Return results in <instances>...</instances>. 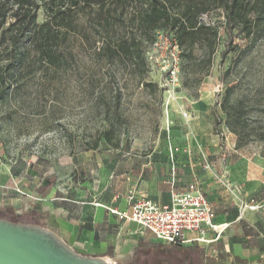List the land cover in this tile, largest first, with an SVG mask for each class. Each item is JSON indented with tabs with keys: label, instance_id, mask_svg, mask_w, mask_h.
<instances>
[{
	"label": "rangeland",
	"instance_id": "rangeland-1",
	"mask_svg": "<svg viewBox=\"0 0 264 264\" xmlns=\"http://www.w3.org/2000/svg\"><path fill=\"white\" fill-rule=\"evenodd\" d=\"M44 18L45 9L40 8L37 21ZM202 20L217 26L218 44L209 73L195 85L185 84L191 74L185 73L181 66L174 80L168 77L165 68L170 56L167 63L164 49L153 60L145 55L147 71L142 77L120 66L108 67L95 61L90 46L67 70L55 74L49 68L47 73H37L0 101V167L41 157L63 161L87 149L95 150L106 160L124 154H136L144 159L153 150L154 156L161 159L171 140L179 168L198 172L215 148L210 144L212 138L218 136L219 145L224 143L221 128H225V115L218 101L225 89H231L229 101L236 102L241 97L260 96L264 82V31L247 37L238 28L233 29L232 49L222 55L229 39L223 10L205 15ZM199 53L196 49L195 54ZM112 71L115 75H110ZM175 96L182 98V109L173 115L171 102ZM200 98L206 102L205 108L208 107V112L199 116L204 131L189 142L186 133L194 117L191 109ZM114 110L118 113H113ZM184 112L188 113L186 117ZM106 118L122 123L120 132L110 142L104 135V130L110 128ZM179 154L184 158L180 159ZM108 168L112 171L113 164ZM124 264L200 262L192 250L154 237L151 243L137 248L131 260Z\"/></svg>",
	"mask_w": 264,
	"mask_h": 264
},
{
	"label": "crops",
	"instance_id": "crops-1",
	"mask_svg": "<svg viewBox=\"0 0 264 264\" xmlns=\"http://www.w3.org/2000/svg\"><path fill=\"white\" fill-rule=\"evenodd\" d=\"M180 99L175 96L171 102L173 115L182 109ZM205 105L201 98L192 105L189 142L203 135L199 116L208 112ZM221 134L224 143L219 145L218 136L212 138L215 148L198 172L179 168L171 140L161 159L153 150L144 159L124 154L106 160L87 149L63 161L41 157L1 166L0 217L45 227L82 255L124 264L154 237L110 209L129 210L131 194L169 204L174 193L194 181L212 206L215 222L228 227L213 242L179 248L192 250L200 264H264V143L252 141L236 148L235 134L224 127ZM107 164H113L112 171ZM107 173L109 178H104Z\"/></svg>",
	"mask_w": 264,
	"mask_h": 264
},
{
	"label": "trees",
	"instance_id": "trees-1",
	"mask_svg": "<svg viewBox=\"0 0 264 264\" xmlns=\"http://www.w3.org/2000/svg\"><path fill=\"white\" fill-rule=\"evenodd\" d=\"M40 8L45 9L42 22L37 21ZM220 9L229 37L222 55L232 49L233 29L247 37L264 31V0H0V101L37 73L72 67L88 46L95 61L142 77L159 31L179 47V68L191 74L185 84H198L209 73L218 44L217 26L202 17ZM230 93L226 88L218 104L226 129L237 137L236 148L264 143V82L260 96L230 102ZM106 120L110 142L122 123Z\"/></svg>",
	"mask_w": 264,
	"mask_h": 264
},
{
	"label": "built area",
	"instance_id": "built-area-1",
	"mask_svg": "<svg viewBox=\"0 0 264 264\" xmlns=\"http://www.w3.org/2000/svg\"><path fill=\"white\" fill-rule=\"evenodd\" d=\"M163 49L168 56L167 63L170 56V63H166L165 70L168 77L174 80L179 72L180 50L174 40L159 31L152 50L148 52L149 59L153 60L154 56L159 57ZM183 115L186 117L188 113L184 112ZM129 200V210L111 208L110 211L120 218L133 220L164 243L176 245L210 243L228 227L227 223L215 222L212 206L198 183L194 181L185 191L174 193L169 204L160 205L145 196L135 194H131ZM209 232L214 235L210 236Z\"/></svg>",
	"mask_w": 264,
	"mask_h": 264
},
{
	"label": "water",
	"instance_id": "water-1",
	"mask_svg": "<svg viewBox=\"0 0 264 264\" xmlns=\"http://www.w3.org/2000/svg\"><path fill=\"white\" fill-rule=\"evenodd\" d=\"M0 264H115L76 252L55 232L0 217Z\"/></svg>",
	"mask_w": 264,
	"mask_h": 264
}]
</instances>
